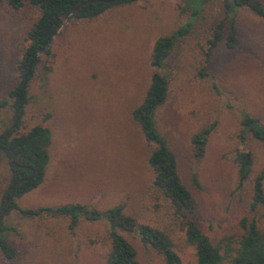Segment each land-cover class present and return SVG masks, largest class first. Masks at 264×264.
Returning a JSON list of instances; mask_svg holds the SVG:
<instances>
[{"label": "rangeland", "instance_id": "374dc122", "mask_svg": "<svg viewBox=\"0 0 264 264\" xmlns=\"http://www.w3.org/2000/svg\"><path fill=\"white\" fill-rule=\"evenodd\" d=\"M198 5V0H137L91 19L62 23L51 43L52 55L40 54L19 127L12 134L35 125L47 126L51 133L44 178L14 198L19 208L77 202L103 211L122 204L139 223L169 234L181 264H196L181 219L152 184L148 157L154 144L146 141L132 116L158 71L166 76L168 91L154 113V124L195 199L189 218L214 242H234L244 217L254 216L264 229V203L250 211L253 179L264 169V141L249 132L240 137L241 112L264 125V20L239 7L235 46L228 48L222 39L210 48L214 26L222 21L225 36L230 19L221 0H208L162 66L150 64L155 40L184 25ZM39 13L30 5L0 6V134L13 124L15 98L8 92L18 82L16 61L27 45L25 32ZM214 122L204 156L195 157L191 137ZM238 151L252 154L251 172L242 186ZM193 175L199 186L193 184ZM10 178L9 159L0 149V212ZM0 221L14 249L11 260L0 253V264H105L110 250L103 220L80 218L70 229L67 216L28 217L11 210ZM123 235L138 261L166 264L136 233Z\"/></svg>", "mask_w": 264, "mask_h": 264}, {"label": "trees", "instance_id": "16d2710c", "mask_svg": "<svg viewBox=\"0 0 264 264\" xmlns=\"http://www.w3.org/2000/svg\"><path fill=\"white\" fill-rule=\"evenodd\" d=\"M82 1L83 5L73 13L70 12ZM137 0H0L11 8H20L30 5L39 10V16L32 22L25 32L27 45L21 51L16 61L18 71L17 85L8 92L9 97H14V120L11 129L0 134V147L9 159L11 178L9 185L2 194L3 203L10 196L14 185V198L36 188L43 180L48 163L47 146L51 139V133L47 126L35 125L27 132L20 135H12L20 124L23 114V104L26 102L27 87L33 78L37 65L40 62V54L52 55L51 43L53 37L61 27L65 19H91L99 16L107 9L114 6L129 4ZM208 0H198L199 5L192 9L189 20L166 36L158 37L153 45L150 56V64L159 68L168 57L175 41L184 37L190 30L193 21L200 13L202 4ZM222 5L229 15V31L224 36L222 21H219L213 29L210 39V48L224 39L225 45L232 48L236 44L235 14L239 7H248L256 15L264 20V4L259 0H221ZM168 82L166 76L154 71L150 85L142 102L134 108L133 118L140 125L146 141L153 143L148 163L153 170L152 184L166 197L173 209L174 215L181 219L180 223L185 231L188 244L195 250L196 264H264V229L258 225L257 219L244 217L240 221L242 233L233 242L230 239L212 241L189 218L194 212L195 199L182 182L177 166L175 154L168 146L164 137L159 133L154 124V113L162 105L167 97ZM3 100L1 105L5 104ZM241 132L243 139L246 132L261 141H264V125L255 117L246 112H241ZM215 122L193 134L191 144L193 154L202 158L208 136L213 131ZM235 161L238 164V186H242L251 172L252 154L249 151L235 153ZM28 178L16 183L18 179ZM192 182L199 186L196 175ZM264 169L253 179V193L250 201V211L264 203ZM1 207V208H2ZM11 210H18L23 215L34 217L39 215L67 216L70 220L69 227L74 229L80 218L89 221L103 220L108 226L110 238V250L105 264H143L136 258V251L132 244L123 235L124 233H136L140 241L159 254L166 264H181V260L173 249L169 234L157 227L139 223L137 219L124 211L122 204H116L105 210H97L84 204L73 202L60 206H38L35 208L21 209L15 199L6 205L4 214ZM1 213V212H0ZM1 215V214H0ZM4 226L0 221V253L11 260L14 257V249L3 236Z\"/></svg>", "mask_w": 264, "mask_h": 264}, {"label": "water", "instance_id": "95a60500", "mask_svg": "<svg viewBox=\"0 0 264 264\" xmlns=\"http://www.w3.org/2000/svg\"><path fill=\"white\" fill-rule=\"evenodd\" d=\"M84 3H86L85 1H82V2H80L71 12H70V14H73L79 7H80V5H83ZM65 21H67V19H65L64 21H63V23L65 22ZM0 149L1 150H4V148H2V147H0ZM26 179H28V178H23V179H18L17 181H16V183L17 182H19V181H21V180H26ZM12 199H14V185L12 186V190H11V193H10V196L8 197V199L3 203V207H2V210H1V215H0V220H1V218L3 217V215H4V212H5V209H6V205H7V203L9 202V201H11Z\"/></svg>", "mask_w": 264, "mask_h": 264}, {"label": "flooded vegetation", "instance_id": "af4514ba", "mask_svg": "<svg viewBox=\"0 0 264 264\" xmlns=\"http://www.w3.org/2000/svg\"><path fill=\"white\" fill-rule=\"evenodd\" d=\"M3 148V147H2ZM4 150H5V148H4Z\"/></svg>", "mask_w": 264, "mask_h": 264}]
</instances>
